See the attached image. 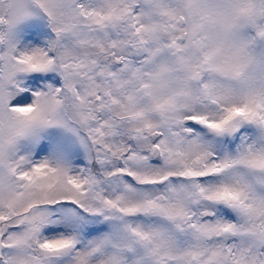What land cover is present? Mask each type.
<instances>
[{
    "label": "snow or ice",
    "instance_id": "obj_1",
    "mask_svg": "<svg viewBox=\"0 0 264 264\" xmlns=\"http://www.w3.org/2000/svg\"><path fill=\"white\" fill-rule=\"evenodd\" d=\"M0 264H264V0H0Z\"/></svg>",
    "mask_w": 264,
    "mask_h": 264
}]
</instances>
